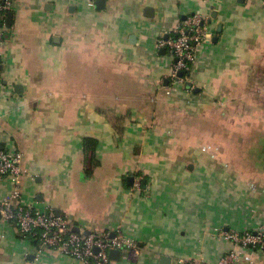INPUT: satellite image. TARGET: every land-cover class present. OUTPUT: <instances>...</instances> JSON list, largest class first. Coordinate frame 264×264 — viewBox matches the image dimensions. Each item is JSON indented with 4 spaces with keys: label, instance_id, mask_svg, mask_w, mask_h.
<instances>
[{
    "label": "crops",
    "instance_id": "obj_1",
    "mask_svg": "<svg viewBox=\"0 0 264 264\" xmlns=\"http://www.w3.org/2000/svg\"><path fill=\"white\" fill-rule=\"evenodd\" d=\"M96 1L13 0L7 17L0 147L22 151L27 198L85 233L121 229L136 248L113 264L232 250L264 264L224 235L264 225V0ZM194 14L212 40L168 94L174 59L157 41ZM0 264L86 263L56 249L37 259L0 219Z\"/></svg>",
    "mask_w": 264,
    "mask_h": 264
},
{
    "label": "built area",
    "instance_id": "obj_2",
    "mask_svg": "<svg viewBox=\"0 0 264 264\" xmlns=\"http://www.w3.org/2000/svg\"><path fill=\"white\" fill-rule=\"evenodd\" d=\"M89 5L94 7L95 0ZM13 0H0V54L5 42L6 20L13 11ZM213 28L208 16L194 14L175 27L173 34L161 36L159 49H167L173 56V67L167 93L191 81V73L196 64L200 47L212 40ZM182 72V74H180ZM23 153L17 149L0 147V183L8 179L11 191L0 199L1 219L18 226L21 234L36 243V256L40 259L48 249L79 259L86 264H113L110 252L125 247L136 248V242L123 234L121 229L112 233L75 231L68 217L57 215L53 210L40 207L27 198L23 188ZM140 180L136 187L140 188ZM224 235L240 248L264 252V225L258 229L247 228L243 231L229 230ZM179 259L175 264H187ZM190 264H244L239 261L235 250L223 254L216 263L204 260Z\"/></svg>",
    "mask_w": 264,
    "mask_h": 264
},
{
    "label": "water",
    "instance_id": "obj_3",
    "mask_svg": "<svg viewBox=\"0 0 264 264\" xmlns=\"http://www.w3.org/2000/svg\"><path fill=\"white\" fill-rule=\"evenodd\" d=\"M105 3H106V0H97L96 1V7L97 8H99V9H103L104 8V6H105ZM13 17V12L11 11L10 13H9V15H8V21L10 22L11 21V18ZM219 30H221V25H220V27H219ZM166 37H168V36H166ZM217 38V37H216ZM215 38V40H217ZM165 49V48H164ZM180 74H182V72L180 73ZM188 86H190V85H188ZM130 179V181L131 182H134V177H129ZM0 219H1V215H0ZM74 230L75 231H78V232H80L81 231V229L79 228V227H75L74 228ZM89 233V232H88ZM114 235H115V233H112L111 234V236L112 237H114ZM120 253H121V250L120 249H114V250H112L111 252H110V256H111V258H113V259H115V258H117L119 255H120Z\"/></svg>",
    "mask_w": 264,
    "mask_h": 264
}]
</instances>
